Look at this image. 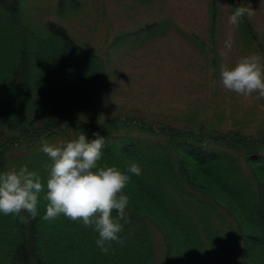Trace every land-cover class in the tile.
I'll return each instance as SVG.
<instances>
[{
    "label": "trees",
    "instance_id": "1",
    "mask_svg": "<svg viewBox=\"0 0 264 264\" xmlns=\"http://www.w3.org/2000/svg\"><path fill=\"white\" fill-rule=\"evenodd\" d=\"M80 4L55 0L54 8L63 14ZM209 5L214 38L219 6ZM28 7L36 5L0 0V172L27 165L46 180L44 143L82 133L91 141L99 132L101 163L135 161L142 175L124 190L123 244L112 242L105 254L92 227L63 215L42 219V194L35 219L25 212L20 223L0 213V264H264V126L226 130L193 115L157 122L114 104L105 58L58 20L32 23ZM240 25L244 40L264 54L247 16ZM165 27L145 23L114 42L139 44L165 35Z\"/></svg>",
    "mask_w": 264,
    "mask_h": 264
},
{
    "label": "rangeland",
    "instance_id": "2",
    "mask_svg": "<svg viewBox=\"0 0 264 264\" xmlns=\"http://www.w3.org/2000/svg\"><path fill=\"white\" fill-rule=\"evenodd\" d=\"M29 2L36 5L25 13L32 23L58 20L105 58L113 68L110 98L114 104L157 122L193 115L226 130L264 126V98L230 92L220 77L222 63L231 66L253 53L264 60L259 47L244 40L241 25L228 22L237 7L250 8L252 15L247 17L264 39V0H217L214 38L209 0H81L77 9H66L63 14L55 10V0ZM153 21L167 27L165 35L116 47V36ZM193 34L207 45L200 48L187 39ZM229 38L233 47L224 50L223 43Z\"/></svg>",
    "mask_w": 264,
    "mask_h": 264
},
{
    "label": "clouds",
    "instance_id": "3",
    "mask_svg": "<svg viewBox=\"0 0 264 264\" xmlns=\"http://www.w3.org/2000/svg\"><path fill=\"white\" fill-rule=\"evenodd\" d=\"M251 15L250 8L239 6L228 22L239 27L241 20ZM232 47L231 38L224 41V50ZM220 77L223 87L230 92L240 96L256 93L264 98V60L258 54L243 56L231 66L222 63ZM94 136L89 141L82 133L60 144L44 143L42 151L51 161L46 180L27 165L0 172V213L26 223L23 213L35 219L43 194L47 203L42 219L52 221L63 215L92 227L98 233L95 243L105 254L112 242L123 244L119 235L123 230L121 221L127 220L125 210L130 203L124 190L133 175H142V168L135 161L127 162L123 168L101 163L105 137L99 132Z\"/></svg>",
    "mask_w": 264,
    "mask_h": 264
}]
</instances>
